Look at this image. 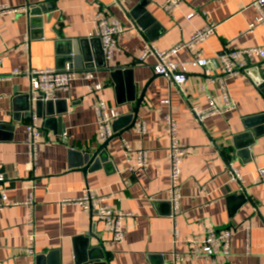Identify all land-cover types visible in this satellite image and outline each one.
I'll return each instance as SVG.
<instances>
[{"label":"crops","instance_id":"obj_1","mask_svg":"<svg viewBox=\"0 0 264 264\" xmlns=\"http://www.w3.org/2000/svg\"><path fill=\"white\" fill-rule=\"evenodd\" d=\"M48 1L55 8L44 12L40 25L32 28L28 4ZM255 1L181 0L171 16L160 7L166 0H0V174L6 177L9 199L17 203L0 209V264H37L39 256L44 257L40 264H181L175 260L176 253L183 264H207L189 254L187 239L202 238L212 227L231 226H235L232 254L217 257V264H264V183L253 184L257 169L264 167V121L254 126L258 134L248 153L240 158L234 150L235 137L246 130L242 120L264 113V95L241 72L226 82L235 109L203 123L194 113V108L208 106L205 93L214 97L217 106L224 105L218 79L220 56L226 50L264 45V22L250 28L258 18ZM100 18L119 20L125 28L108 61L97 36ZM209 24L216 25L214 35L171 57L189 63L200 53L211 60L208 68L189 63L185 84H171L155 74V57L139 60L147 43L168 50ZM79 41L89 50L90 60L69 56L74 44L80 48ZM69 66L74 71L73 84L68 92L58 94L59 102L53 107L58 113L54 117L62 121L49 128L42 119L37 121L39 164L33 168L27 153V125L32 117H27L25 99L30 83L27 76L11 73ZM84 71L93 72L94 91L82 81ZM112 73H117L115 78ZM98 85L102 88L97 89ZM94 97L119 112L118 130L113 128L106 148L112 164L83 173L78 167L85 155H92L105 142L99 136ZM141 97L144 100L139 103ZM165 114L176 120L179 139L188 148L181 166L177 239L170 218V139ZM141 124L146 126L145 133L137 129ZM250 141L251 136L243 137L238 144ZM139 151L148 154L145 169L136 164ZM228 163L243 175L244 192L232 180ZM87 190L104 197V204L113 209L131 214L122 222L125 238L121 243H112L104 222L89 210L75 202L62 204ZM245 191L250 200L241 204L238 196ZM31 193L33 229L26 204ZM31 230L35 233L33 256L25 253Z\"/></svg>","mask_w":264,"mask_h":264},{"label":"built area","instance_id":"obj_2","mask_svg":"<svg viewBox=\"0 0 264 264\" xmlns=\"http://www.w3.org/2000/svg\"><path fill=\"white\" fill-rule=\"evenodd\" d=\"M120 1V0H117ZM181 0H166L160 7L170 14L175 13L176 9L180 5ZM253 6L258 11V18L255 23L250 25L252 29L256 23L264 22V0H257L253 3ZM1 10H9L3 7ZM192 15H189L190 19ZM216 25L209 24L206 27L197 30L189 39V41L174 45L168 50H160L155 45L147 43L144 47L143 53L140 57L141 62H145L150 57L156 58V64L153 67V72L167 79L171 84L183 85L187 82V65H195L202 68H208L211 64V60L203 57L200 53L193 56L189 63L175 62L171 60V57L176 55L181 50H190L194 45L204 43L210 36L215 34ZM125 31L124 26L119 20L108 18H100L98 20L97 36L100 37L102 43V50L105 59L114 57L115 49L118 46V38ZM29 37L24 41L25 50L29 47ZM254 59L264 60V45L253 46L245 49H232L226 50L222 56H220L221 75L218 79V85L221 89L224 105L219 107L216 105L214 97L205 93L208 106L206 108H194L196 119L199 123L213 115H221L228 110L235 109L236 106L231 101L229 92L227 90L226 82L232 76L241 73L247 66L248 60L251 62ZM27 76L30 83V90L33 99L41 98L42 101L57 100L59 93L68 92L74 81V71L72 67H67L64 70H58L54 68H45L40 70L24 71L22 69H15L11 76ZM82 81H84L91 91L94 88L91 87L94 74L92 71H84L81 75ZM97 89H101L102 86L98 85ZM94 109L98 118L100 127L99 136L103 141H107L113 136V124L119 118V112L116 109H108L105 103L97 97H94ZM163 122L165 124L166 133L170 139V145L168 149V163L170 166V196L169 202L172 207L170 218L175 223L176 217L180 214V198H181V166L184 157L188 153V148L181 143L179 139L178 127L176 120L171 114L163 115ZM38 118L33 115L32 121L27 125V153L28 161L31 167L35 168L39 164V150L37 144V137L39 136L40 125L38 124ZM139 132L145 133L146 126L141 124L137 128ZM128 153L132 152L131 149L126 146ZM148 154L145 151L137 152L136 164L141 169H145L148 166ZM228 169L231 173V178L234 182L239 183L240 190L244 192V177L241 172L232 163H228ZM257 177L253 184L264 183V167H259L256 171ZM6 177L0 174V209L16 205L12 202L4 186ZM105 198L98 196L90 190H87L84 195L78 199L71 200L65 199L62 201L63 205L69 203H77L84 209L89 210L99 221L104 222V227L107 232L112 235V243H121L125 238V231L123 229V220L131 216L129 213H124L119 210H115L112 207L104 204ZM26 204L30 207L28 215V225L33 229L34 227V194L31 193L26 201ZM235 226L226 227L223 229L210 228L206 231V234L202 238H188L187 243L189 245V254L194 258H201L206 261L207 264H217V257L223 256L230 258L231 252V240ZM174 235L177 239L180 236V231L174 225ZM25 253L28 255H35V233L33 230L28 234V241L25 247ZM175 260L183 264V258L180 254H175Z\"/></svg>","mask_w":264,"mask_h":264},{"label":"water","instance_id":"obj_3","mask_svg":"<svg viewBox=\"0 0 264 264\" xmlns=\"http://www.w3.org/2000/svg\"><path fill=\"white\" fill-rule=\"evenodd\" d=\"M55 8V4L50 3V1L46 2L45 4H37L32 5L28 4L27 6V17L31 24V27L33 28L35 24H39L40 17L43 15L44 12H46L49 9ZM40 25V24H39ZM86 43V42H85ZM80 48L77 49L76 44L71 48L69 52L70 55H74V57L77 56H84L85 60H90V54L89 50L85 47L83 44V41H79ZM248 64L246 68L242 71L245 75H247L251 81L257 86V88L262 92L264 95V60L257 63H252L250 60L247 61ZM109 67V66H108ZM117 73H112V77L115 78ZM149 86V85H148ZM148 86L143 90L142 95L145 96V93L147 91ZM25 99L28 101V106L26 108V114L27 117H33L36 116L38 119H42L44 122V127L49 128L50 124L61 122L62 119H56L54 116L57 113V111H53V107L56 105V103L59 102V100H48V101H42L40 97H38L36 100L32 98L31 93L25 95ZM144 100V97L140 98L139 103H141ZM14 118L17 120L18 116L15 115ZM264 113L260 115H256L255 117H247L242 120L243 127L246 129L244 134L238 135V137H235L234 142V150L237 153L238 157H242V153H248L250 151L251 145L255 141V137L258 134L257 129H254V126L264 120ZM56 121V122H55ZM115 124H113L114 130H118L115 128ZM3 125H0L2 127ZM251 141L247 143H239V139L243 137H250ZM109 143V139L105 141L101 147L92 155L86 154L85 155V162L81 164L78 167V170H80L83 173L92 172L97 170L98 168H108L109 165H111V161L109 159V154L107 152V145ZM239 199H241V204L247 203L248 200H250L248 193L245 191V193H241L239 196ZM93 216V215H92ZM93 219V217H92ZM94 233V232H92ZM44 257H37V264H40V261L43 260ZM59 264V263H58Z\"/></svg>","mask_w":264,"mask_h":264}]
</instances>
